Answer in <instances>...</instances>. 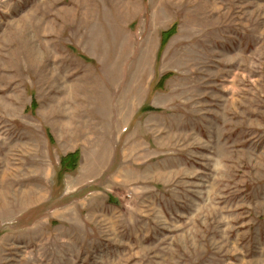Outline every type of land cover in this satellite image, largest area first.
<instances>
[{
    "label": "rangeland",
    "instance_id": "374dc122",
    "mask_svg": "<svg viewBox=\"0 0 264 264\" xmlns=\"http://www.w3.org/2000/svg\"><path fill=\"white\" fill-rule=\"evenodd\" d=\"M0 264H264V0H0Z\"/></svg>",
    "mask_w": 264,
    "mask_h": 264
},
{
    "label": "trees",
    "instance_id": "16d2710c",
    "mask_svg": "<svg viewBox=\"0 0 264 264\" xmlns=\"http://www.w3.org/2000/svg\"><path fill=\"white\" fill-rule=\"evenodd\" d=\"M169 36H170V33H169V32L165 33L164 36H162L163 44L165 43V39H166V37H167V39H168ZM65 161L68 162L67 165H68L69 167H73V166L76 165V162H77V155H76V154H70V155H68L66 158H64L63 162H65Z\"/></svg>",
    "mask_w": 264,
    "mask_h": 264
}]
</instances>
